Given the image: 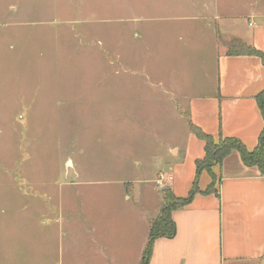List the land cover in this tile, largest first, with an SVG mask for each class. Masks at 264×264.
Masks as SVG:
<instances>
[{
  "label": "rangeland",
  "instance_id": "rangeland-1",
  "mask_svg": "<svg viewBox=\"0 0 264 264\" xmlns=\"http://www.w3.org/2000/svg\"><path fill=\"white\" fill-rule=\"evenodd\" d=\"M254 1L0 0V170L32 166L55 176L70 161L85 169V178L103 182L72 196L85 201V213L103 200L114 211L116 231L134 227L137 209L156 218L157 190L168 188L156 186L157 168L172 161L166 148L185 128L188 108L176 101L185 119L178 129L169 126L172 104L164 101L162 109L142 100L145 83L156 85L157 75L174 79L182 60L191 69L182 45L195 42L191 28L195 40L208 33L210 13ZM128 192L132 200L125 199ZM45 220L35 213V247L25 245L38 250L36 261L44 250ZM126 234L115 233L116 243Z\"/></svg>",
  "mask_w": 264,
  "mask_h": 264
},
{
  "label": "crops",
  "instance_id": "crops-1",
  "mask_svg": "<svg viewBox=\"0 0 264 264\" xmlns=\"http://www.w3.org/2000/svg\"><path fill=\"white\" fill-rule=\"evenodd\" d=\"M242 8L210 13L208 33L197 40L191 28L195 42L182 45L187 48L183 59L188 56L191 69L184 68L182 60L174 79L157 75L156 85L145 83L148 92L142 100L162 104L161 108L164 101L171 103L169 126L176 129L184 117L175 103L182 102L188 108L187 119L203 133L215 141L220 136L239 140L252 151L263 128L255 96L264 91V66L255 56H228L227 48L242 43L264 53V0ZM171 140L166 153L172 161H163L164 167L157 168L156 186L162 175L173 196L183 199L193 184L195 162L204 157V143L189 131L187 122ZM65 166L66 171L55 176L32 166L0 170V186H4L0 191V264H140L153 218L137 209L134 227L116 231L114 211L103 200L99 208L85 213L84 200L76 203L72 196L81 187L103 182L85 178L86 171L78 164L75 168L67 161ZM69 168L71 181L67 180ZM212 173L218 197L196 195L189 205L172 212L175 236L154 242L149 264H264V178L256 168L245 167L236 152L214 166ZM210 183V176L202 172L199 190L205 191ZM126 185L134 190L132 182ZM124 197L132 200L133 194L124 193ZM91 201H100L97 194ZM69 206L77 207V214L69 212ZM37 212L46 219L41 233L42 261L35 260L37 249L25 247L32 245ZM115 233L127 234L116 243Z\"/></svg>",
  "mask_w": 264,
  "mask_h": 264
},
{
  "label": "trees",
  "instance_id": "trees-1",
  "mask_svg": "<svg viewBox=\"0 0 264 264\" xmlns=\"http://www.w3.org/2000/svg\"><path fill=\"white\" fill-rule=\"evenodd\" d=\"M227 55L255 56L260 59L264 66V53L258 52L242 43H234L228 46ZM255 102L263 121V128L259 134L256 147L252 151H248L239 140L233 138H223L220 136L215 141L211 136L203 133L187 119L186 122L189 131L204 143V157L195 162L193 184L185 198H175L170 189L166 187L160 191L162 196L160 211L155 219L149 221V233L141 255L140 264H149L152 247L157 239H172L175 236V225L171 218L172 212L189 205L196 195H215L218 197V191L215 189L216 177L212 173V168L221 165L223 160L231 152H236L239 155L245 167L256 168L261 177L264 178V91L255 96ZM202 172H206L211 178V183L203 192L198 188V180Z\"/></svg>",
  "mask_w": 264,
  "mask_h": 264
},
{
  "label": "water",
  "instance_id": "water-1",
  "mask_svg": "<svg viewBox=\"0 0 264 264\" xmlns=\"http://www.w3.org/2000/svg\"><path fill=\"white\" fill-rule=\"evenodd\" d=\"M73 175L71 174V170H70V168H69V170H68V174H67V180L68 181H71V180H73Z\"/></svg>",
  "mask_w": 264,
  "mask_h": 264
},
{
  "label": "built area",
  "instance_id": "built-area-1",
  "mask_svg": "<svg viewBox=\"0 0 264 264\" xmlns=\"http://www.w3.org/2000/svg\"><path fill=\"white\" fill-rule=\"evenodd\" d=\"M162 181H163V177H162V175H160L158 182H157V185L161 187L163 185Z\"/></svg>",
  "mask_w": 264,
  "mask_h": 264
}]
</instances>
